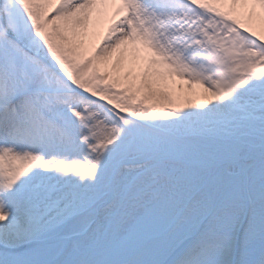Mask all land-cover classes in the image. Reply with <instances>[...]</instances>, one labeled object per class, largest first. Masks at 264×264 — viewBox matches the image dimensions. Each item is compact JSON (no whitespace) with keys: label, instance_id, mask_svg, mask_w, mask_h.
I'll list each match as a JSON object with an SVG mask.
<instances>
[{"label":"snow or ice","instance_id":"1","mask_svg":"<svg viewBox=\"0 0 264 264\" xmlns=\"http://www.w3.org/2000/svg\"><path fill=\"white\" fill-rule=\"evenodd\" d=\"M0 264H264V0H0Z\"/></svg>","mask_w":264,"mask_h":264},{"label":"rangeland","instance_id":"2","mask_svg":"<svg viewBox=\"0 0 264 264\" xmlns=\"http://www.w3.org/2000/svg\"><path fill=\"white\" fill-rule=\"evenodd\" d=\"M106 26H107V22L106 21H104V22H102L101 24H99L98 26H97V28H96V30H95V35H92L91 37H90V39L88 40V42H87V44H86V47L88 48V49H90L89 48V45L91 44V40H94V41H96L97 39L99 40V38H97V37H100V35L103 33V31H104V29L106 28ZM98 40L96 41V43L98 42ZM92 44H94V42H92ZM130 48H131V46H129ZM115 55V53L112 55V57L110 58V59H112L113 58V56ZM113 60H115V58L113 59ZM109 61V60H108ZM106 62V63H102L101 64V67H102V69H104V70H106V71H109L110 73L112 72H115V73H117L116 71H115V69H114V66L113 65H111L110 64V62ZM117 74H119V73H117ZM123 76H121L120 75V81L122 82V80H123V78H122ZM177 83H180L179 81H177ZM169 91L172 93V95H173V97H174V99H175V104L174 105H168L167 104V102H162L163 103V106H165V107H176V106H180V107H182L183 105H184V103L187 101V100H191L192 102H199V101H201L202 100V97L201 96H196V95H184V94H181L178 90H176V89H169ZM182 95L184 96V97H182Z\"/></svg>","mask_w":264,"mask_h":264},{"label":"bare ground","instance_id":"3","mask_svg":"<svg viewBox=\"0 0 264 264\" xmlns=\"http://www.w3.org/2000/svg\"><path fill=\"white\" fill-rule=\"evenodd\" d=\"M97 38L100 39V37H97ZM97 40H98V39H97ZM97 40H96V41H97ZM96 41H94V40H91V41H90V42H91V44L89 45V48H90V49L87 48V51H88V52H91L92 48H93L94 45L96 44ZM92 42H94V44H92ZM114 58H115V60H113ZM119 59H120V57H119V53H115V55L113 56V58L110 59L108 62H110V64L114 66V65L117 64V62H118ZM124 63H125V66H127V61H125ZM111 73H112V72H111ZM112 74H113V75H119V77H120V75L123 76V77H122L123 80H122L121 84H125V83L128 82L129 79H131V78H126V77H125V74H124L123 71L119 72V74H117V73H115V72H113ZM182 97H184V96L182 95Z\"/></svg>","mask_w":264,"mask_h":264}]
</instances>
